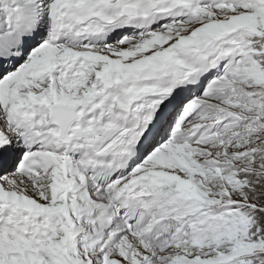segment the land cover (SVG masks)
I'll return each mask as SVG.
<instances>
[{
  "label": "snow or ice",
  "instance_id": "1",
  "mask_svg": "<svg viewBox=\"0 0 264 264\" xmlns=\"http://www.w3.org/2000/svg\"><path fill=\"white\" fill-rule=\"evenodd\" d=\"M0 264H264V0H0Z\"/></svg>",
  "mask_w": 264,
  "mask_h": 264
}]
</instances>
